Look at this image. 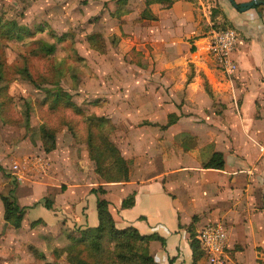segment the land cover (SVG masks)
<instances>
[{"label":"crops","instance_id":"obj_1","mask_svg":"<svg viewBox=\"0 0 264 264\" xmlns=\"http://www.w3.org/2000/svg\"><path fill=\"white\" fill-rule=\"evenodd\" d=\"M81 1L117 23L111 42L120 61L105 83L77 93L127 162L128 179L106 182L85 144L58 136L53 151L41 152L50 171L13 191L24 210L20 228L4 221L11 189L0 195V241L21 246L4 251L63 250L98 226L104 200L117 229L157 238L149 243L157 264H209L204 255L194 262L191 241L211 224L224 227L227 264H264V0L245 12L228 0ZM222 27L238 33L232 75L208 56L209 36ZM14 140H0V174L15 159L38 158L30 143ZM214 154L222 170L205 168Z\"/></svg>","mask_w":264,"mask_h":264},{"label":"rangeland","instance_id":"obj_2","mask_svg":"<svg viewBox=\"0 0 264 264\" xmlns=\"http://www.w3.org/2000/svg\"><path fill=\"white\" fill-rule=\"evenodd\" d=\"M107 16L106 12L98 13L97 7H88L81 0H0V140L3 143L10 137H15L16 142L23 140L32 146L31 156L41 158L44 145L39 128L42 125L56 134L55 143L58 136L72 131L83 141L87 123L91 122L86 119L97 117L84 108L86 102L77 92L84 86L105 83L100 79H106L105 72L116 67L122 52L119 44L111 42L116 37L117 23ZM90 34H98L95 42L87 40ZM53 35L56 38L67 35V38L57 43ZM44 43L55 45L53 54L43 52ZM26 72L34 83L27 79ZM57 88L70 96V103L79 111L67 106L65 98L64 103H54ZM82 141L79 144L82 145ZM2 148L4 152L9 151L7 147ZM29 156L11 162L22 166L26 185L41 174L26 165ZM1 173L0 184L10 178L5 191H1L0 186L2 196L9 189L11 193L15 191L21 183L10 169ZM13 196L16 198L15 194ZM3 244L21 247L13 239L6 243L0 241V264L20 261H24L22 264H52L54 261L57 264L55 259L62 255L55 251L33 252L29 247L26 252L9 254ZM149 247L150 244L151 255Z\"/></svg>","mask_w":264,"mask_h":264},{"label":"trees","instance_id":"obj_3","mask_svg":"<svg viewBox=\"0 0 264 264\" xmlns=\"http://www.w3.org/2000/svg\"><path fill=\"white\" fill-rule=\"evenodd\" d=\"M193 1V0H188ZM1 28V27H0ZM222 27L219 29H224ZM231 28V27H230ZM233 29V28H232ZM42 31V30H40ZM57 43L65 42V36L55 35ZM90 41L95 42L96 36L89 37ZM41 49L47 55L55 51L54 44H42ZM24 71H26L24 69ZM26 77L31 81V76L26 72ZM75 111L76 105L70 103V96L65 94L60 88L55 93L54 103H64ZM88 124L83 141L77 138V133L71 132L74 142L86 145L90 160L95 166V172L106 182H121L128 178L127 162L121 157L116 146L109 141L108 135L103 132L95 119H86ZM40 138L44 145V152L49 153L55 149V133L53 130L42 125L39 128ZM81 140V141H80ZM224 161L221 154H214L205 168L222 170ZM99 192H102L101 190ZM4 208V221L14 229L21 226L24 210L19 208L16 198L11 196L2 198ZM132 200H129L124 206H130ZM50 209V205L46 204ZM98 226L88 228L81 232L79 239L71 238L70 243L57 254L65 255L66 264H157L148 250V244L157 240L155 236H142L133 228L123 230L117 229L111 214L108 211V203L104 200L97 202ZM112 244V246H111ZM191 249L194 262L203 256L195 235H192Z\"/></svg>","mask_w":264,"mask_h":264},{"label":"built area","instance_id":"obj_4","mask_svg":"<svg viewBox=\"0 0 264 264\" xmlns=\"http://www.w3.org/2000/svg\"><path fill=\"white\" fill-rule=\"evenodd\" d=\"M238 44V33L232 28L214 30L208 40V56L215 64L216 69L226 75H232L238 69L231 56ZM27 166H32L40 173H48L51 165L47 159L29 158ZM12 175L17 181L25 179L22 166L15 163L12 166ZM196 239L209 264H227L225 256L226 232L221 224L205 226L198 232Z\"/></svg>","mask_w":264,"mask_h":264},{"label":"water","instance_id":"obj_5","mask_svg":"<svg viewBox=\"0 0 264 264\" xmlns=\"http://www.w3.org/2000/svg\"><path fill=\"white\" fill-rule=\"evenodd\" d=\"M228 1L234 7V9L238 10L239 12H245L254 8L255 6L263 4V1L261 0H251L250 2L241 3V4H236L234 0H228Z\"/></svg>","mask_w":264,"mask_h":264}]
</instances>
